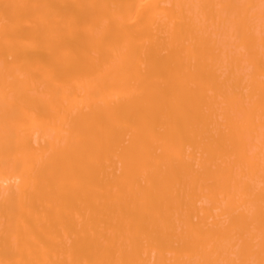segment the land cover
<instances>
[{"label":"bare ground","instance_id":"6f19581e","mask_svg":"<svg viewBox=\"0 0 264 264\" xmlns=\"http://www.w3.org/2000/svg\"><path fill=\"white\" fill-rule=\"evenodd\" d=\"M0 264H264V0H0Z\"/></svg>","mask_w":264,"mask_h":264}]
</instances>
